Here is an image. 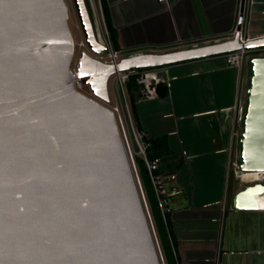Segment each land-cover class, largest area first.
Instances as JSON below:
<instances>
[{
  "label": "water",
  "instance_id": "water-1",
  "mask_svg": "<svg viewBox=\"0 0 264 264\" xmlns=\"http://www.w3.org/2000/svg\"><path fill=\"white\" fill-rule=\"evenodd\" d=\"M72 3L86 45L101 54L86 0ZM257 48L264 37L244 45L236 37L124 58L117 70ZM72 59L65 0H0V264H162L113 115L74 90ZM77 69L108 102L115 68L81 53ZM237 152L240 172L264 173V57L247 62ZM252 186L234 197V210H258L264 185Z\"/></svg>",
  "mask_w": 264,
  "mask_h": 264
},
{
  "label": "crops",
  "instance_id": "crops-1",
  "mask_svg": "<svg viewBox=\"0 0 264 264\" xmlns=\"http://www.w3.org/2000/svg\"><path fill=\"white\" fill-rule=\"evenodd\" d=\"M90 3L95 14L98 4L102 15L104 10L110 42L120 55L159 54L156 53L159 50L221 43L228 40L240 20V0H90ZM255 3L264 4V0ZM245 18L243 11L241 23L247 20L248 36L264 37V31L252 27V10ZM243 72L244 68L238 72L227 67L221 56L166 66L160 77L168 87L167 97L143 101L149 106L143 116L136 114L138 128L149 138H165L170 151L161 159L159 170L164 181L169 182L166 186L169 222L178 264H264V212L237 211L232 202L227 205L230 193L234 192L233 198L244 190L245 187L239 188L241 185L249 186L238 178L236 171L240 136L237 116L246 95ZM208 74L214 105L203 109L199 108L195 94L199 86L205 87L203 77ZM223 87L228 89L226 97L216 93ZM185 89L192 93L194 111L185 113L180 108L179 114L176 99ZM203 116L209 118L210 129L216 128L220 137L227 135L226 141L212 136L210 145L203 140L198 144L189 134L186 140L181 138V144L172 140L166 118L173 123Z\"/></svg>",
  "mask_w": 264,
  "mask_h": 264
},
{
  "label": "built area",
  "instance_id": "built-area-1",
  "mask_svg": "<svg viewBox=\"0 0 264 264\" xmlns=\"http://www.w3.org/2000/svg\"><path fill=\"white\" fill-rule=\"evenodd\" d=\"M252 5H253V0L244 1L243 11H244V14L246 15L245 19H247L250 16ZM100 9H101V6H100ZM101 21L103 23V28L105 31V39L103 42H100L97 39V37L96 39L98 40L99 43H101L105 47V51H103L101 54H96L95 59L101 61L102 63L106 65H112L115 68V72L109 77L108 85H107V90L109 89V87H111L114 104L109 105L110 103L109 91H108V102L102 101L98 99L97 97H95L91 93L90 88L87 85H84L77 78V74H78L77 64L72 66V63H71L70 74L75 77L73 88L77 93L85 97H88L100 103L101 105L105 106L113 115L114 122L116 124L118 133L120 135L122 144L124 146L131 169L134 173L135 179L139 186V190H140V193L143 199V203L146 207L148 217L151 221L152 228L154 230L149 208L146 202V198L142 191L140 181H139V178L136 172V165H135L136 158L142 160L146 167V171L149 177L151 187L153 189V193H154V196L157 202V206H158L159 212L164 222H166L167 215L170 214L169 196L167 193V189L165 186V181H164L163 176L158 175L156 173L159 168L160 159L150 158L149 150L151 148V143H150L149 137L144 130L139 129L137 125L134 123L130 104L128 101L130 97L129 92H128V84L133 77H137L136 82H137V85L140 86L139 101H147V100L154 99L156 98V93H155L156 86L163 82L162 78L160 77V74L164 70L165 67L118 71L117 65L122 60L120 59V52H117L112 47V44L107 34V30H106V26H105V22H104V18L102 14H101ZM246 21L247 20H244V22L241 23L240 27L236 26L234 28L228 40H233L237 37L238 43L244 45L248 42L261 38V37L248 36L247 30H246V26H247ZM83 45L84 44H82L81 46ZM260 53H264V48L241 49L235 52L224 54L221 57L223 58L227 67L234 68L238 72H241L244 66L247 65L248 59ZM137 55H141V54H132L128 56L127 58H132ZM257 57H264V56H257ZM242 113H243V108L239 107L238 116H237L238 123L241 122ZM236 171L239 172L238 178L242 180L245 173L240 172L238 168V163L236 164ZM257 174L260 175L259 179L253 182H247L249 186H252L257 183L264 185L262 183L264 181V173H257ZM263 195L264 193L258 194V196L264 197ZM258 211L264 212L263 210H258ZM157 244H158V241H157ZM158 247H159V244H158ZM160 259H161V263L165 264L161 251H160Z\"/></svg>",
  "mask_w": 264,
  "mask_h": 264
},
{
  "label": "rangeland",
  "instance_id": "rangeland-1",
  "mask_svg": "<svg viewBox=\"0 0 264 264\" xmlns=\"http://www.w3.org/2000/svg\"><path fill=\"white\" fill-rule=\"evenodd\" d=\"M89 6V11H90V16L92 18V23H93V27H94V32L95 35L97 37V39L100 42H103L105 39V31L103 28V23L101 21V9H100V4L97 5L96 11L97 14H95L93 12L92 9V5L90 3V0H86ZM258 2V0H254L253 3L254 5L252 6V27L256 28L257 30H261L264 31V4H256L255 2ZM67 8H68V24H69V28L72 34V39H73V59H72V66L77 64L79 56L81 53H86L87 55L96 58V55L90 51V49L88 48V46L85 43L79 22H78V18L75 12V8L74 5L72 3V0H65ZM82 44H84L83 46H81ZM184 47H188V46H182V47H178V48H173V50H159V54H165L168 53L169 51H178L179 49H183ZM175 49V50H174ZM146 53V52H144ZM132 54L129 53H123L120 55V59H124L127 58L128 56H130ZM255 56H264V53H260V54H256ZM246 67L247 65L244 66V72H243V79H244V83H245V78L247 76L246 73ZM200 80V79H199ZM203 81H204V86L205 87H198V89L196 90V94H195V99L197 100V103L199 105V108H203V109H210L213 107L214 103H213V90L212 88H210V75H205L203 77ZM245 88V87H244ZM243 90V85L242 88ZM109 91V98H110V103L109 105L114 104L113 101V94L111 91V87H109L108 89ZM227 92L228 89L226 88H221L218 91L216 90V93L218 94V96H220L221 94H223L224 97L227 96ZM221 93V94H220ZM243 92H241L242 94ZM139 97L140 96H133V101L131 100V96L129 97L128 101L130 104V108H131V112H132V116H133V120L134 123L137 125L136 122V114L137 115H142L144 113V111L147 109V107L149 106L148 104H146L143 101H139ZM192 93L188 90H184L182 95L180 94V96H177L176 99V107L178 108V113L180 114V108L184 109L185 113H193L194 108L192 105ZM143 116V115H142ZM168 120V121H167ZM207 116H203L201 118H190L189 120L183 121L182 119L176 120L175 122L173 121V123L170 122V118H166L165 121L168 122V131L172 132V140L174 142H178L179 144H181V138L183 140H186V135L189 134L191 136V139L194 140V142L200 144L201 141L203 140L205 142L206 145H210L211 143V139L212 136L216 137L217 140L222 139V141H226L227 140V135L224 133L221 137L218 135L220 133H218V131L215 129H210L209 124H210V120ZM181 135V137H180ZM218 135V137H217ZM234 148V147H233ZM167 155H165L163 157V159H165ZM233 158L236 157V143H235V148L233 151ZM162 159V160H163ZM238 159V158H237ZM207 161V159H206ZM165 161L163 162V169L165 168ZM169 182H165V186L168 185ZM236 184H238V181H235ZM264 184V181L262 182ZM246 188L245 185H241L239 188L243 189ZM254 187V186H252ZM238 188V189H239ZM244 188V189H245ZM239 193V192H238ZM237 193V194H238ZM234 192L230 193L228 198H227V205L230 204V202L233 201L234 197L237 195L235 194V196L232 198ZM232 198V200H231ZM263 224H264V219H263Z\"/></svg>",
  "mask_w": 264,
  "mask_h": 264
},
{
  "label": "trees",
  "instance_id": "trees-1",
  "mask_svg": "<svg viewBox=\"0 0 264 264\" xmlns=\"http://www.w3.org/2000/svg\"><path fill=\"white\" fill-rule=\"evenodd\" d=\"M103 8V7H102ZM103 18L105 22L106 29L108 31L109 40H111V35L109 32V25L107 16L103 10ZM257 57V56H254ZM247 71V67H246ZM137 77H133L128 84V92L131 96V100L133 101V96H140V86L137 85L136 82ZM156 98L163 99L168 95V87L165 83H160L155 88ZM137 118V115H136ZM138 127V126H137ZM151 143V148L149 150V156L151 159L158 158L163 159L165 155L169 154V149L167 147V143L165 138H149ZM136 172L140 181V185L142 191L145 195L146 202L149 208L151 220L153 223V227L156 233L157 241L160 247L161 254L163 256L165 264H178L177 254H176V244L172 235V231L170 228L169 222V214L166 217V222L163 221L162 216L159 212L157 202L153 193V189L151 187L149 177L146 171V167L142 160L136 158L135 159ZM158 175H162L161 171L157 170Z\"/></svg>",
  "mask_w": 264,
  "mask_h": 264
},
{
  "label": "bare ground",
  "instance_id": "bare-ground-1",
  "mask_svg": "<svg viewBox=\"0 0 264 264\" xmlns=\"http://www.w3.org/2000/svg\"><path fill=\"white\" fill-rule=\"evenodd\" d=\"M259 176L260 175L257 173H245L242 180L246 182H253L258 180ZM255 199L257 200L258 210L264 211V197L256 195Z\"/></svg>",
  "mask_w": 264,
  "mask_h": 264
},
{
  "label": "flooded vegetation",
  "instance_id": "flooded-vegetation-1",
  "mask_svg": "<svg viewBox=\"0 0 264 264\" xmlns=\"http://www.w3.org/2000/svg\"><path fill=\"white\" fill-rule=\"evenodd\" d=\"M87 2V1H86ZM87 5H88V3H87ZM88 8H89V6H88Z\"/></svg>",
  "mask_w": 264,
  "mask_h": 264
}]
</instances>
